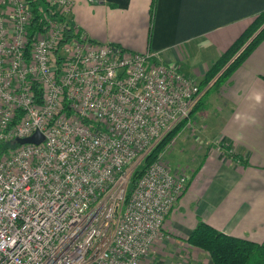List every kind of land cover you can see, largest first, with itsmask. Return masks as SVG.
Instances as JSON below:
<instances>
[{
    "label": "built area",
    "instance_id": "built-area-1",
    "mask_svg": "<svg viewBox=\"0 0 264 264\" xmlns=\"http://www.w3.org/2000/svg\"><path fill=\"white\" fill-rule=\"evenodd\" d=\"M31 19L26 0H0V264H152L185 177L159 157L127 198L130 166L204 90L149 52L65 40L46 12L29 35Z\"/></svg>",
    "mask_w": 264,
    "mask_h": 264
},
{
    "label": "crops",
    "instance_id": "crops-1",
    "mask_svg": "<svg viewBox=\"0 0 264 264\" xmlns=\"http://www.w3.org/2000/svg\"><path fill=\"white\" fill-rule=\"evenodd\" d=\"M71 1L68 17L80 35L149 52L197 83L264 10V0H157L151 22V0ZM204 103L191 115L195 128L176 138L186 157L201 158L165 218L164 239L153 246L150 259L158 264H213L185 241L199 220L227 235L264 240V39Z\"/></svg>",
    "mask_w": 264,
    "mask_h": 264
},
{
    "label": "trees",
    "instance_id": "trees-1",
    "mask_svg": "<svg viewBox=\"0 0 264 264\" xmlns=\"http://www.w3.org/2000/svg\"><path fill=\"white\" fill-rule=\"evenodd\" d=\"M32 13L29 35L37 31H44L46 26L43 21V13L56 17L64 24L65 40L75 36L80 37L78 29L75 31L73 23L69 17L59 15L58 12L47 4L45 0H26ZM157 0H151L150 21L152 22ZM77 28V27H76ZM264 39V10L260 11L250 24L244 29L239 37L224 51L208 68L203 79L198 83L200 90H204L200 98L193 107L190 116L198 110L202 104V99L211 89H217L223 84L233 71L239 67L249 54ZM90 40V39H89ZM94 42L93 40H90ZM186 120L178 123L170 132L158 141L155 146L143 157L142 161L133 170L127 185L126 197L128 198L135 183L146 167L157 160L166 147L172 142L174 137L182 130ZM5 148V147H4ZM0 145V152L4 149ZM220 149H224V154L235 158L228 146L220 144ZM185 241L191 246L197 247L206 252L214 264H264V240L261 243L249 241L247 239L227 235L210 224L199 220L192 229Z\"/></svg>",
    "mask_w": 264,
    "mask_h": 264
},
{
    "label": "rangeland",
    "instance_id": "rangeland-1",
    "mask_svg": "<svg viewBox=\"0 0 264 264\" xmlns=\"http://www.w3.org/2000/svg\"><path fill=\"white\" fill-rule=\"evenodd\" d=\"M69 16V15H68ZM67 16V17H68ZM75 31H76V27H75ZM214 92V89H211L210 91H208V93L205 95V97L202 99V104H206L207 103V100L208 98L210 97L211 94H213ZM180 123V122H179ZM194 121L192 122L191 121V116H190V122L188 124H185L184 127L182 128V130L184 128H189L190 130H193L195 128V125H194ZM191 124V125H190ZM177 125V124H176ZM175 125V126H176ZM190 125V126H188ZM174 126V127H175ZM173 127V128H174ZM173 128H171L168 132H170ZM35 132H38L41 136H42V140H44V137L43 135L41 134V132L39 131H34L32 134H34ZM31 134V135H32ZM179 134V133H178ZM30 135V136H31ZM29 137V136H27ZM164 137V136H163ZM162 137V138H163ZM178 136L176 135L174 137V139L172 140V142L166 147V149L163 151V153L159 156L160 158H162L163 160H165L167 163H168V167L169 169L172 171V172H176L178 174V176H180L179 173H181L182 175H184L185 177V183H184V186H182V190L181 192H179V196L176 198V200L174 201L173 205L171 206V208L169 209V212L172 210V208L176 205L178 199L187 191L188 189V185H189V172H190V169H196V167L198 166L199 164V161H200V158H201V153H198L197 155L196 154H190L189 157H186L187 156V153H186V150L182 151L181 148H184L186 145L185 143L181 144V143H177V138ZM23 138H26V137H23ZM23 138H16L15 140H18V139H23ZM161 138V139H162ZM160 139V140H161ZM159 140V141H160ZM25 144V143H24ZM155 146V145H154ZM189 146V145H188ZM191 146V145H190ZM201 152V150L199 151ZM191 158H194V161H191L190 159ZM143 158H141L140 160L134 162L131 164L130 166V177H131V174L133 172V170L135 169V167L142 161ZM152 164V163H151ZM149 164L146 169L151 165ZM145 169V171H146ZM144 171V172H145ZM143 172V173H144ZM143 173L141 174V176L143 175ZM140 176V177H141ZM139 177V178H140ZM138 178V179H139ZM138 181V180H137ZM169 214V213H168ZM167 214V215H168ZM166 215V216H167ZM165 218L164 217V220H163V224H164V221H165ZM162 230H163V225H162ZM160 241V240H158ZM157 241V242H158ZM155 245V244H154ZM153 249V247H152ZM152 251V250H151ZM151 251L149 253V259H150V255H151ZM211 259V258H210ZM150 262H152V264H158L156 262H153L151 259L149 260ZM212 261V260H211ZM213 263V261H212ZM214 264V263H213Z\"/></svg>",
    "mask_w": 264,
    "mask_h": 264
},
{
    "label": "water",
    "instance_id": "water-1",
    "mask_svg": "<svg viewBox=\"0 0 264 264\" xmlns=\"http://www.w3.org/2000/svg\"><path fill=\"white\" fill-rule=\"evenodd\" d=\"M42 141V136L38 133L35 132L29 137L23 138V139H18L16 142L19 144H24V143H35L38 144Z\"/></svg>",
    "mask_w": 264,
    "mask_h": 264
},
{
    "label": "clouds",
    "instance_id": "clouds-1",
    "mask_svg": "<svg viewBox=\"0 0 264 264\" xmlns=\"http://www.w3.org/2000/svg\"><path fill=\"white\" fill-rule=\"evenodd\" d=\"M259 99V97H257Z\"/></svg>",
    "mask_w": 264,
    "mask_h": 264
}]
</instances>
